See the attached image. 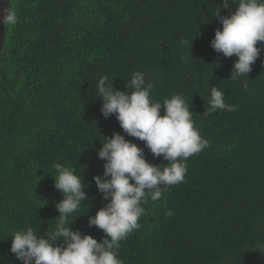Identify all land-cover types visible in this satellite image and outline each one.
Instances as JSON below:
<instances>
[{"label": "trees", "instance_id": "1", "mask_svg": "<svg viewBox=\"0 0 264 264\" xmlns=\"http://www.w3.org/2000/svg\"><path fill=\"white\" fill-rule=\"evenodd\" d=\"M234 3L225 9L223 0H10L18 22L5 25L0 52V264H21L10 252L15 232L30 227L47 239L56 229L63 196L55 164L74 169L87 194L65 226L98 242L105 234L88 218L108 202L93 181L103 175L97 153L104 137L124 135L147 162L167 166L127 136L115 115L105 119L100 111L98 81L107 76V84L126 91L135 72L154 83V101L175 94L186 100L208 146L188 158L182 183L142 205L141 226L120 242L118 258L264 264V52L248 77L231 80L237 57L211 47L222 30L216 8L228 16ZM212 86L235 111L203 116Z\"/></svg>", "mask_w": 264, "mask_h": 264}, {"label": "clouds", "instance_id": "2", "mask_svg": "<svg viewBox=\"0 0 264 264\" xmlns=\"http://www.w3.org/2000/svg\"><path fill=\"white\" fill-rule=\"evenodd\" d=\"M234 4L238 7L234 13L229 11L228 16H220V8H216L215 17L222 30H216L211 41L216 53L226 58L237 57L231 80L248 77L252 65L264 52V47H257L258 42H264V0H236ZM223 7L228 9L229 0H223ZM17 22L11 7L0 10V24L11 26ZM181 44L186 45L188 41L182 39ZM107 80L105 76L97 83L96 96L102 100L103 117L115 115L127 136L144 142L154 158L162 156L168 164L156 166L147 162L144 150L124 135L113 133L111 138L104 137L106 142L97 153L104 161V171L102 176H94L93 181L108 202L88 218L89 227L103 230L105 238L100 242L65 226L87 194L83 178L74 169L55 164V188L63 196L55 205L59 222L46 235L47 239L37 236L30 227L11 235L10 252L21 264H123L118 258L120 242L141 226L138 221L144 214L142 205L149 198L160 199L167 186L182 183L188 158L208 146V141L194 127L193 113L181 95L165 98L162 103L154 101L151 98L154 83L146 81L143 72L133 74L125 85L126 91L114 89L113 83L107 84ZM244 88L247 90V83ZM208 105L203 113L206 117L218 110H236L235 105L225 103V94L217 86L211 87ZM166 215L171 216L172 212Z\"/></svg>", "mask_w": 264, "mask_h": 264}, {"label": "water", "instance_id": "3", "mask_svg": "<svg viewBox=\"0 0 264 264\" xmlns=\"http://www.w3.org/2000/svg\"><path fill=\"white\" fill-rule=\"evenodd\" d=\"M10 7V0H0V10ZM5 25L0 24V52L4 46Z\"/></svg>", "mask_w": 264, "mask_h": 264}]
</instances>
